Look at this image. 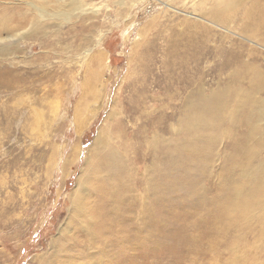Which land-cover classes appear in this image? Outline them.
<instances>
[{"label":"rangeland","instance_id":"rangeland-1","mask_svg":"<svg viewBox=\"0 0 264 264\" xmlns=\"http://www.w3.org/2000/svg\"><path fill=\"white\" fill-rule=\"evenodd\" d=\"M241 90L252 121L228 115ZM217 99L215 130L181 134ZM105 150L131 168L135 257L112 246L119 229L97 230L114 204L96 213ZM246 154L264 162V0H0V264H264Z\"/></svg>","mask_w":264,"mask_h":264},{"label":"bare ground","instance_id":"bare-ground-1","mask_svg":"<svg viewBox=\"0 0 264 264\" xmlns=\"http://www.w3.org/2000/svg\"><path fill=\"white\" fill-rule=\"evenodd\" d=\"M234 2V1H231ZM77 3V2H76ZM79 3V2H78ZM77 3V4H78ZM228 4V3H227ZM230 5V4H229ZM236 7V6H235ZM244 69V68H243ZM247 70V69H246ZM244 74V73H243ZM263 75V74H262ZM263 77V76H262ZM251 78V77H250ZM251 80L253 82L258 83L259 81H261V76L260 74H254L251 78ZM248 81V80H247ZM261 85V84H260ZM256 86V85H255ZM258 86V85H257ZM234 90V89H233ZM254 90V89H253ZM231 90H229L230 92ZM238 91V90H237ZM237 91L235 92V94L232 95L233 101L236 100L240 102L241 107L239 108V105L236 109L233 110V112H228V115L230 116H241L242 112L241 110L243 108H248L249 107V103L247 101H245L242 95L244 94V96H247V94H245L244 92H242L243 90L239 91L237 93ZM233 92H231L232 94ZM199 99V98H198ZM212 99V98H211ZM203 100V99H202ZM209 101V99H208ZM211 101V100H210ZM192 105V104H191ZM191 105H188L187 108H189ZM229 108V107H228ZM231 109V108H230ZM224 110V109H223ZM222 111V110H221ZM249 111V113H247ZM257 112H260V109H253L252 107H249V109L246 111L247 116H244V118L250 119V121H252L253 119H255V115ZM222 112H220L219 110V104H218V99L217 100H212V102L210 104H207V108L204 109V111H200V109H196L194 111V113L192 112V114H189L186 116V119H183L181 122H183V124H181L182 126V130H181V134H184L185 136H191L198 133L204 136V134L208 133L210 130H215L218 126L217 121L215 120V116H217L216 114H221ZM258 114V113H257ZM249 128L250 130L253 131V133H256V131L258 130L257 125H253L252 122H249ZM192 133V135H191ZM211 136V135H210ZM209 136V137H210ZM182 137V136H181ZM214 137V136H213ZM186 138V137H185ZM190 138V137H189ZM194 138V137H193ZM192 138L191 142H194L195 140ZM197 139V138H196ZM209 139V138H208ZM199 141V138H198ZM203 141H206L203 139ZM201 141V142H203ZM172 142V141H171ZM170 141H167L166 139H163V143L165 144H169L171 143ZM184 142V141H183ZM182 142V143H183ZM189 142V141H188ZM176 143V142H175ZM172 144V143H171ZM174 144V142H173ZM188 144V143H187ZM193 144V143H192ZM195 144V143H194ZM214 145V144H213ZM208 146V145H207ZM167 147V146H166ZM210 147V146H209ZM172 148V147H171ZM171 148L170 151H171ZM186 145H182V144H176L175 146V152H182L186 150ZM200 148V146H199ZM168 149V148H167ZM166 149V150H167ZM192 149V148H191ZM194 149V148H193ZM197 151V150H195ZM103 155H101V157L99 156V160L97 162L96 160H93L92 163V167H93V172H92V177L90 178V182L92 183V185L94 187H96V189L98 190V192L101 194V197L99 199H97L96 203H95V210L96 213L101 214L102 210H103V204H107L109 202L114 203L113 206L110 207L109 211L104 215L105 218L103 217V219L97 223V230L98 233L100 235H102L104 229L109 230L110 232H113L117 229H119L120 232V237L118 239H116V241L112 240V246L116 245L115 247L118 249L122 248H128L132 251V255L133 257L136 256V251L138 248V244L140 241L139 234L141 232H143V228L140 227V223H139V219L137 216H131L128 215L130 212L132 211H136L137 210V206H136V210H134L133 206L129 207L127 206V192L130 191V189L132 190L131 186L129 187V183L127 181V179L129 178L130 172H131V168L128 166V162H127V158L121 155H118L117 153L113 152V151H100ZM174 152V153H175ZM105 153V154H104ZM176 153V154H177ZM249 153V151H248ZM97 154V153H96ZM99 154V153H98ZM166 154V153H165ZM167 158L169 157V159L171 158L170 154H169V150H167ZM172 154V153H171ZM179 154V153H178ZM251 154H255L254 152L251 151ZM251 154H246L247 156L246 158V166H242V168L240 169V173L239 175H241V177L243 178L244 181H254L257 180L259 183L254 187L252 186L250 188V193L246 194L249 195L248 199H253V202H256L259 204V202L257 201H261L263 199H261L262 197V193L264 191V162L263 163H259L258 168L253 170V158L251 156ZM154 155H156L155 153H152V157L154 159ZM186 155V154H185ZM184 155V158L186 157ZM198 155V154H197ZM200 155V154H199ZM96 157V156H95ZM173 157V156H172ZM177 158V156H175ZM193 158H195V154L192 155ZM199 158V157H198ZM166 159V158H165ZM174 159V157L172 158ZM171 159V160H172ZM170 160V161H171ZM180 160V159H179ZM182 160V159H181ZM184 160V159H183ZM182 160V161H183ZM195 160V159H193ZM167 162V160H166ZM175 162V161H174ZM173 162V163H174ZM97 163V164H96ZM94 164H96V166H94ZM177 164V163H176ZM175 164V165H176ZM173 165V164H172ZM178 165V164H177ZM234 166V165H233ZM172 168V167H171ZM168 170V169H167ZM168 172V171H167ZM233 172V170L231 171ZM162 171H158L154 170L151 173V176H155V174L161 175ZM169 174V173H168ZM167 175V174H166ZM158 178L160 176H155V178ZM164 177V176H163ZM193 179V178H192ZM241 179V178H240ZM153 180V179H152ZM190 180V179H189ZM178 183V182H177ZM189 186V181L186 182ZM95 184V185H94ZM169 184V183H168ZM180 184V183H178ZM196 184V181H195ZM243 184V183H242ZM248 184V183H247ZM147 185H151V184H147ZM174 185V184H173ZM194 185V183L192 184ZM251 185V184H250ZM168 186V185H167ZM166 186V187H167ZM171 186V185H170ZM187 186V185H185ZM199 186V185H196ZM195 185L193 187H196ZM151 187V186H150ZM158 187L160 188V186L158 185ZM192 187V186H191ZM188 188V189H191ZM154 188V186H153ZM156 188V187H155ZM168 188V187H167ZM171 188V187H170ZM174 188V187H173ZM187 189V188H186ZM194 189V188H192ZM191 189V190H192ZM198 189V188H197ZM184 190V189H183ZM196 189L192 190L191 193L192 196L196 195V193H192L194 192ZM152 188L149 189V192L152 193ZM185 191V190H184ZM238 191V190H237ZM247 191V190H246ZM176 192V191H175ZM196 192V191H195ZM259 192H262L261 194H259ZM157 193V192H156ZM155 195V194H153ZM261 197L258 199V197ZM188 197V196H186ZM240 197L241 200V196L239 195L238 197H236V199L238 200ZM245 197V196H244ZM159 198V197H158ZM261 199V200H260ZM229 200V199H228ZM239 201V200H238ZM244 201H247L244 199ZM250 201V200H249ZM236 204V205H235ZM235 205V208H233ZM179 206V205H178ZM262 206V205H260ZM240 207V210H239ZM259 207V205H258ZM232 216L233 218H235L234 220H236L237 222L239 221L240 226L243 224V222L246 220L247 221V216L250 215V206H244L242 204V201L238 202H234L232 203ZM246 208L249 212H246V210L244 209ZM264 209V208H263ZM240 211L239 214H237L235 211ZM264 211V210H263ZM235 212V213H233ZM260 212V210H259ZM261 213V212H260ZM259 214V213H258ZM148 215V220L151 218V214L148 213L146 214ZM253 215V214H252ZM257 215V214H255ZM229 218H231L229 215H227ZM261 216V215H260ZM108 217V219H107ZM153 217V215H152ZM154 219V218H153ZM257 219V218H256ZM150 222V221H149ZM233 225H237L235 223V221H233ZM151 226H152V222H151ZM239 226V225H238ZM150 229V228H149ZM151 230V229H150ZM150 230L149 232H145V236L148 237V235L150 234ZM213 230V229H212ZM106 231V234L109 235L110 232ZM152 233V232H151ZM209 236V235H208ZM104 246H107L106 243H104ZM107 248V247H106ZM114 250V249H113ZM125 251V250H124ZM128 251V250H127ZM88 258V257H87ZM87 258H85L84 260H88ZM72 264V263H69ZM86 264H89V262H87Z\"/></svg>","mask_w":264,"mask_h":264}]
</instances>
